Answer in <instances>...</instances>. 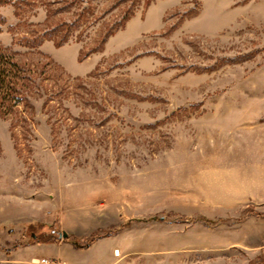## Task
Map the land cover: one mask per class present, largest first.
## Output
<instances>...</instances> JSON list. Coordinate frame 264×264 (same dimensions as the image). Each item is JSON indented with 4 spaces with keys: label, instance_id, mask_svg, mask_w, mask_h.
<instances>
[{
    "label": "rangeland",
    "instance_id": "rangeland-1",
    "mask_svg": "<svg viewBox=\"0 0 264 264\" xmlns=\"http://www.w3.org/2000/svg\"><path fill=\"white\" fill-rule=\"evenodd\" d=\"M1 46L0 264H264V0H0Z\"/></svg>",
    "mask_w": 264,
    "mask_h": 264
},
{
    "label": "trees",
    "instance_id": "trees-1",
    "mask_svg": "<svg viewBox=\"0 0 264 264\" xmlns=\"http://www.w3.org/2000/svg\"><path fill=\"white\" fill-rule=\"evenodd\" d=\"M88 9L85 7L77 13L78 15L69 21H54L50 22L52 17V9H47L46 23L41 27L40 24L36 29L30 32V35H24L18 41L30 49H36L38 53L45 57H50L49 54L40 50V45L46 40H52L56 46H61L70 40L72 32L76 30L80 25V20L86 16ZM135 10L128 7L125 10L123 16L120 19L107 24L102 35L97 39L94 45H83L80 49L79 59L83 60L91 53L102 50L105 47V43L110 35L116 30L122 27L125 22L133 15ZM60 32L62 34H60ZM77 41H81L80 37H77ZM13 51L1 46L0 47V112L7 114L12 110V107L19 106L21 101H26L29 105L28 95L25 93L26 83L25 80H31L29 75H26L27 66L14 59ZM51 59V57H50ZM35 82V80H34ZM53 98L52 95L47 98V103ZM15 126L13 122L11 127ZM68 236V235H67ZM75 245H78L76 240L73 241Z\"/></svg>",
    "mask_w": 264,
    "mask_h": 264
},
{
    "label": "water",
    "instance_id": "water-1",
    "mask_svg": "<svg viewBox=\"0 0 264 264\" xmlns=\"http://www.w3.org/2000/svg\"><path fill=\"white\" fill-rule=\"evenodd\" d=\"M59 234H60V235H63V236H67V235H68V233L65 232V231H64V232H60Z\"/></svg>",
    "mask_w": 264,
    "mask_h": 264
},
{
    "label": "built area",
    "instance_id": "built-area-1",
    "mask_svg": "<svg viewBox=\"0 0 264 264\" xmlns=\"http://www.w3.org/2000/svg\"><path fill=\"white\" fill-rule=\"evenodd\" d=\"M41 260H43L44 262H47V263H49V259L48 258H43V259H41Z\"/></svg>",
    "mask_w": 264,
    "mask_h": 264
},
{
    "label": "crops",
    "instance_id": "crops-1",
    "mask_svg": "<svg viewBox=\"0 0 264 264\" xmlns=\"http://www.w3.org/2000/svg\"><path fill=\"white\" fill-rule=\"evenodd\" d=\"M44 44V43H43ZM263 234V233H262ZM38 258V257H37Z\"/></svg>",
    "mask_w": 264,
    "mask_h": 264
},
{
    "label": "bare ground",
    "instance_id": "bare-ground-1",
    "mask_svg": "<svg viewBox=\"0 0 264 264\" xmlns=\"http://www.w3.org/2000/svg\"><path fill=\"white\" fill-rule=\"evenodd\" d=\"M116 252V251H115Z\"/></svg>",
    "mask_w": 264,
    "mask_h": 264
}]
</instances>
